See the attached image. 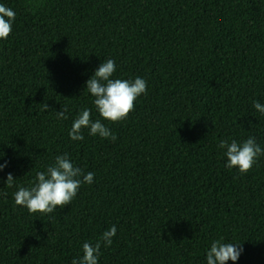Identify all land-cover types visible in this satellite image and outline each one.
Segmentation results:
<instances>
[{
  "label": "trees",
  "instance_id": "16d2710c",
  "mask_svg": "<svg viewBox=\"0 0 264 264\" xmlns=\"http://www.w3.org/2000/svg\"><path fill=\"white\" fill-rule=\"evenodd\" d=\"M0 3L16 13L0 39V264H72L113 225L98 264H207L221 237L243 247L226 264H264V155L240 174L218 147L254 136L264 148L253 107L264 104V0ZM109 58L112 78L147 81L117 122L85 90ZM84 108L114 142L87 128L70 138ZM65 153L94 182L50 214L16 205L19 187Z\"/></svg>",
  "mask_w": 264,
  "mask_h": 264
},
{
  "label": "clouds",
  "instance_id": "9594fccd",
  "mask_svg": "<svg viewBox=\"0 0 264 264\" xmlns=\"http://www.w3.org/2000/svg\"><path fill=\"white\" fill-rule=\"evenodd\" d=\"M16 13L0 3V39H7L12 31ZM116 71L115 61L111 58L104 60L97 68L94 75L87 80L86 89L94 97L93 104L104 120L112 122L127 118L135 108V101L142 94H147V81L142 77L134 80L112 78ZM45 104V110L48 109ZM253 107L264 114V104L258 100L253 101ZM67 108L57 111L59 119H67ZM87 128L89 135L110 138L113 142L117 136L101 122L93 121L91 109L84 108L75 118L69 136L72 140H83L82 129ZM218 147L224 149L227 157L226 167L237 168L240 174L250 171L259 156L264 155V148L257 142L254 136H250L242 143L232 140H221ZM7 167V162L0 164V171ZM95 174L84 173L83 169L74 166L68 154L57 155L55 162L49 165L46 171L36 173L33 185L19 187L14 195L15 204L25 207L30 213H53L58 207L63 209L71 204L82 184H92ZM14 176L8 173L6 186L13 187ZM117 233L115 225L105 230L100 238L92 244L84 242L83 255L73 258L72 264H98L101 247H110L113 237ZM223 237L214 240L206 253L207 264H226L227 261H237L243 251L242 243H224Z\"/></svg>",
  "mask_w": 264,
  "mask_h": 264
}]
</instances>
